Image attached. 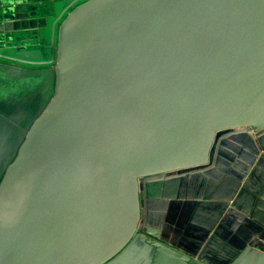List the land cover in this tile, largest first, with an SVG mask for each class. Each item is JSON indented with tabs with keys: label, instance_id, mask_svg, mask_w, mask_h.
<instances>
[{
	"label": "water",
	"instance_id": "water-1",
	"mask_svg": "<svg viewBox=\"0 0 264 264\" xmlns=\"http://www.w3.org/2000/svg\"><path fill=\"white\" fill-rule=\"evenodd\" d=\"M261 131L264 0H0V264H213L142 191Z\"/></svg>",
	"mask_w": 264,
	"mask_h": 264
},
{
	"label": "crops",
	"instance_id": "crops-1",
	"mask_svg": "<svg viewBox=\"0 0 264 264\" xmlns=\"http://www.w3.org/2000/svg\"><path fill=\"white\" fill-rule=\"evenodd\" d=\"M145 195L149 234L213 264L232 261L264 242V131L233 133L203 171L148 182Z\"/></svg>",
	"mask_w": 264,
	"mask_h": 264
}]
</instances>
